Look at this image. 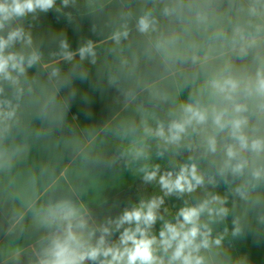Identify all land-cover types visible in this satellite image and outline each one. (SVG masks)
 <instances>
[{"label": "clouds", "instance_id": "9594fccd", "mask_svg": "<svg viewBox=\"0 0 264 264\" xmlns=\"http://www.w3.org/2000/svg\"><path fill=\"white\" fill-rule=\"evenodd\" d=\"M0 264H264V0H0Z\"/></svg>", "mask_w": 264, "mask_h": 264}, {"label": "crops", "instance_id": "0c3cea01", "mask_svg": "<svg viewBox=\"0 0 264 264\" xmlns=\"http://www.w3.org/2000/svg\"><path fill=\"white\" fill-rule=\"evenodd\" d=\"M59 23L60 25H68L70 28L74 27V23H70L66 20V18L61 17L59 21H45L39 25V31L43 33L41 36V40L44 42L47 47L52 37L55 33H50L47 31L50 24ZM75 40L76 37L73 36ZM87 83V82H85ZM70 103L74 105L72 112L75 114L79 121L88 120L87 112L91 111L94 113L91 123L96 126L97 132H99L100 128L103 126L102 117L105 115V109H111L112 105V97L106 91L103 86V81L101 80H93L90 84H88V93L81 95L77 94L74 100H71ZM74 129L72 126H68L63 129V131L57 132L54 135L48 137L46 140L42 141L36 150L33 152V159L39 160L42 157H55L59 155L60 150L63 148V141L66 139H70L73 135ZM81 137L85 136L84 130L80 129L77 133ZM86 142V141H85ZM99 143V139L97 140ZM115 195V193H113ZM258 246L261 244L259 238H254L253 241ZM259 256V252H257Z\"/></svg>", "mask_w": 264, "mask_h": 264}, {"label": "trees", "instance_id": "16d2710c", "mask_svg": "<svg viewBox=\"0 0 264 264\" xmlns=\"http://www.w3.org/2000/svg\"><path fill=\"white\" fill-rule=\"evenodd\" d=\"M57 2L59 3V0H57ZM69 10H71V9H69ZM136 184H137V186H139V184H140V181H139V180H137V181H136Z\"/></svg>", "mask_w": 264, "mask_h": 264}]
</instances>
